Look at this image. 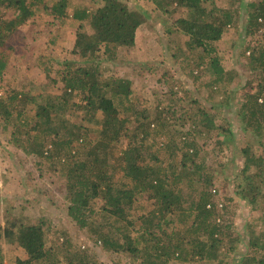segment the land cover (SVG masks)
I'll return each mask as SVG.
<instances>
[{
    "label": "trees",
    "instance_id": "16d2710c",
    "mask_svg": "<svg viewBox=\"0 0 264 264\" xmlns=\"http://www.w3.org/2000/svg\"><path fill=\"white\" fill-rule=\"evenodd\" d=\"M103 1L93 12L78 8L73 14L80 23L88 22L93 33H77L75 52L79 64L67 63L62 95L41 97L43 102L37 107L35 122L25 118L26 104L17 106V102H23L18 101L20 96L27 98L26 93L0 98V119L3 131L9 134V143L26 156L60 166L55 170L67 180V218L77 233L92 238L95 244L101 242L111 256L128 257L134 264H264V155H258L252 147L264 150V42L259 47L257 43L247 44L239 55L255 72H261V82L254 92L245 94L239 111L244 121L242 132L248 133L249 140H239L243 145L235 153L242 160L243 177L237 193L253 210L263 214L250 226V252L238 255L240 235L222 223L223 205L216 201L218 173L207 165L202 155L204 145L199 143L200 138L216 137L220 150L238 148L232 128L219 122L212 111L220 112L221 104L187 109L179 101L160 109L158 124L168 130L177 126L182 135L181 145L168 135L169 143L163 146L176 150L169 155L170 163L163 161L160 150L150 151L146 124L150 118L145 117L134 131L135 143L116 157V144L128 136L133 123L130 112L139 117L141 114L132 107V82L106 77L103 60L115 62L119 48L134 47L139 28L152 19L154 11L130 8L124 0ZM150 1L166 14L174 5L188 10L187 17L175 20L166 31L187 37L185 48L178 47L171 56L177 62L181 60L178 54L187 49L191 57L184 53L183 69L189 71L194 85L201 84L208 90L224 86L226 90L222 92L228 95L227 86L233 78L223 65L218 43L226 29L236 26L242 17L240 11L223 9L215 4L217 0ZM38 7L59 22L69 16L67 0H0V79L9 67L7 44L19 27L34 17ZM247 7L243 37L263 32L264 40V0ZM75 96L78 103L72 100ZM79 112H84L86 120L98 126V131L74 123ZM97 132V139L89 138L90 133ZM114 158L121 162L119 177L112 168ZM196 184L197 199L191 200V195L185 196L183 185L195 193ZM41 220L36 217L26 224L16 219L6 223L0 232V264H5L3 241L25 250V258L14 264H99L94 260L96 252L73 250L68 240L60 251L46 246L48 232Z\"/></svg>",
    "mask_w": 264,
    "mask_h": 264
},
{
    "label": "rangeland",
    "instance_id": "374dc122",
    "mask_svg": "<svg viewBox=\"0 0 264 264\" xmlns=\"http://www.w3.org/2000/svg\"><path fill=\"white\" fill-rule=\"evenodd\" d=\"M124 1L128 2L130 8L140 7L154 12L152 19L139 28L134 47L119 48L115 62L103 60L102 66L106 77H122L132 82L135 91V102L132 107L141 114L139 117L133 111L130 112L129 117L133 123L129 125L128 136L116 144V157H119L121 151L130 144L135 143L134 131L145 122L142 120L145 117L150 118L146 122L149 133L147 143L150 151L160 150L159 155L163 161L170 163L169 155L176 150L174 148H168V150L163 146L169 143V136L175 138L180 144L182 135L178 134L180 128H176L177 126L173 125L168 130L167 127L164 128L158 124L156 118L160 109L166 105H176L179 101H181L179 105H184L187 109H196L198 105L204 104L211 108L213 103L221 104L223 108L220 112L212 111L219 122L225 127L232 128L235 133L234 145L238 148L233 149L235 147L233 146L231 149L220 150L216 146L218 143L216 137L208 140L200 138L199 143L204 145L202 155L207 159V165L212 172L218 173L219 182L215 183L218 190L216 201L223 205L220 212L222 223L232 226L234 233L240 235L241 246L238 255L249 253V239L253 230L250 226L256 224L260 219L258 217L263 213L253 210L249 203L238 196L239 182L243 179L240 177L242 160L235 153L243 145V142L240 143L239 140H249L248 133L242 132L244 121L239 117L243 98L247 92H254L261 82V72H255L254 67L247 60L239 58L240 51H243L247 44L254 46L257 43L259 47L264 42L263 32H258L256 36L243 37L247 6L259 0L215 1L217 6L234 12L240 11L242 15L239 21L236 19V26L226 29L222 40L218 43L223 65L233 78L227 86L230 90L228 95L222 92L224 86L220 90H208L201 84L194 85V79L189 71L183 69L184 53L191 57L187 49L178 54L181 60L177 62L171 56L178 47L185 48L187 37L178 33L167 34L166 31L175 20L188 16L187 9L174 5L168 8L170 14H166L160 9L157 10L150 0ZM67 2L69 16L65 22H59L44 8L38 7L35 9L34 17L19 27L7 44L10 62L8 70L0 79V98L9 99L16 93H26L27 98L20 96L18 101L23 102H17V106L27 105L25 118H30L32 122H35L39 103L43 102L41 97L63 94V71L67 63L74 61L75 64H79V56L75 52L77 33L80 31L93 33L88 22L80 23L73 14L78 8L93 12L96 7L104 4L103 0H67ZM99 57H103L102 50ZM80 65L85 66L81 62ZM234 71L236 73H233ZM211 97H213L212 100ZM72 100L75 103L79 102L76 96ZM197 101L199 104H196ZM73 122L96 131L99 129L98 126L86 120L84 112H79ZM3 130V122L0 119V232L8 221L16 219L26 224L34 222L36 217H41L43 221L40 222L44 223L45 230L48 232L46 246L60 251L61 246L66 245L68 240L73 250L96 252L94 260L99 264H134L128 257L109 255L101 242L95 244L92 238L85 237L74 230V224L66 216L67 180L60 175V171L55 170L60 169V166L43 161L36 156H26L9 143V134ZM90 134V139H97L98 132ZM251 143L255 144L254 141ZM252 147L258 155H264V150L254 145ZM51 148V146L48 147V149ZM40 162L41 165H39ZM112 165L119 177L121 162H118L116 158ZM194 188L195 193L191 187L183 185L185 196L191 195V200L197 199L199 184H196ZM27 217L34 218V221L28 220ZM3 244L5 264H14L17 259L25 258V250L22 247L8 244L6 241H3ZM170 264L179 263L172 261Z\"/></svg>",
    "mask_w": 264,
    "mask_h": 264
}]
</instances>
